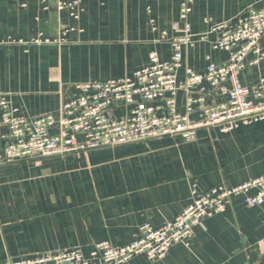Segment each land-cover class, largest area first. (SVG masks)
<instances>
[{
    "label": "crops",
    "instance_id": "obj_1",
    "mask_svg": "<svg viewBox=\"0 0 264 264\" xmlns=\"http://www.w3.org/2000/svg\"><path fill=\"white\" fill-rule=\"evenodd\" d=\"M181 3L82 0L76 19L68 9L58 10L57 0H0V94L19 115L57 117L62 101L79 92L77 83L130 76L149 64L152 51L169 60L170 39L182 26ZM252 6L264 1L196 0L190 22L206 39L184 48V66L205 72L210 60L226 61L229 52L213 46L219 32L211 23L228 22ZM254 59L249 53L240 72L241 83L251 89L264 78V59ZM201 87L203 92L194 90L196 98H204L193 105L194 120L206 106L228 99L207 82ZM185 100L180 90L182 113ZM111 110L119 118L128 107L117 101ZM7 134L0 108V146ZM262 175L264 120L228 132L202 127L189 141L167 135L5 164L0 166V259L67 248H80L89 257L98 242L123 246L143 224L162 227L191 203L194 182L206 191ZM256 193L252 189L249 195ZM125 264H264V203L250 207L244 195L234 196L223 213L204 219L189 246L176 244L155 261L139 254Z\"/></svg>",
    "mask_w": 264,
    "mask_h": 264
},
{
    "label": "built area",
    "instance_id": "obj_2",
    "mask_svg": "<svg viewBox=\"0 0 264 264\" xmlns=\"http://www.w3.org/2000/svg\"><path fill=\"white\" fill-rule=\"evenodd\" d=\"M195 2L182 0L179 10L182 26L170 39L169 60H161L152 51L149 64L130 76L77 83L79 92L74 98L62 101L57 117L52 113L34 117L19 115L11 101L0 94L2 121L8 126V140L5 146H0V166L26 160L39 162L43 158L167 135L189 141L202 127H219L222 132H228L240 123L264 120V78L252 89L240 81L249 53L255 54L254 63L264 59L261 45L264 6L249 7L228 22L211 23V30L219 32L214 48L229 52V58L223 62L210 60L205 72H197L188 64L184 66L183 61L184 48L206 39L205 34L196 35L192 29L190 15ZM81 3L82 0H57V9H68L78 19ZM166 35V31L162 32V38ZM183 66L185 77L180 80L179 70ZM204 82L227 94L228 99L206 106L194 120L190 118L193 105L204 99L196 98L194 90L200 87L203 92ZM180 90L185 92V113L177 107ZM117 101L128 107L127 113L119 118L111 112L112 104ZM252 189H257L255 195H249ZM239 195L245 196L250 207L263 204L264 175L238 186H219L206 191L200 190L197 182L192 183L191 203L181 213L160 228L143 224L129 244L118 246L102 241L95 244L89 257L80 248H67L24 258L8 256L0 259V264H125L139 254L160 260L176 244L189 246L204 219L223 213L232 198Z\"/></svg>",
    "mask_w": 264,
    "mask_h": 264
}]
</instances>
